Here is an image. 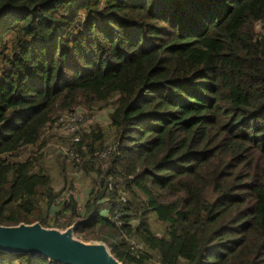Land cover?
<instances>
[{"label": "trees", "instance_id": "16d2710c", "mask_svg": "<svg viewBox=\"0 0 264 264\" xmlns=\"http://www.w3.org/2000/svg\"><path fill=\"white\" fill-rule=\"evenodd\" d=\"M76 108L113 132L71 144L83 206L18 160ZM36 222L122 264H264V0H0V224Z\"/></svg>", "mask_w": 264, "mask_h": 264}, {"label": "water", "instance_id": "95a60500", "mask_svg": "<svg viewBox=\"0 0 264 264\" xmlns=\"http://www.w3.org/2000/svg\"><path fill=\"white\" fill-rule=\"evenodd\" d=\"M75 224L65 231L44 228L40 223L0 224V252L44 257L55 264H122L103 242H85L75 234Z\"/></svg>", "mask_w": 264, "mask_h": 264}, {"label": "rangeland", "instance_id": "374dc122", "mask_svg": "<svg viewBox=\"0 0 264 264\" xmlns=\"http://www.w3.org/2000/svg\"><path fill=\"white\" fill-rule=\"evenodd\" d=\"M257 30L260 32L263 30V27L261 25H258ZM76 112H80V110L76 108ZM110 112L111 110H107L97 112L96 114L92 115L91 112L86 111L81 112L82 114H78L83 122V128L81 127L82 131H90L94 125L98 124L107 131L109 137L112 136L113 132L108 129ZM63 117V122H67L69 115ZM56 123L51 126V129H49L45 135V139L47 142L45 147H43L42 149H39L38 147H30L24 149L21 152L18 160L26 161L33 156L41 157L40 166L47 170L52 176L56 191L59 192L61 189H63L65 179L64 176L66 175L69 179V183L74 182V185L76 187V190L74 192L75 198H77L80 201L79 203L83 206L86 202L85 199L89 193H87V191L91 189L93 181L91 180L92 178L90 179L88 176L83 174V172L73 169L72 164L74 158L69 156L70 150L72 151V149H70L72 138L67 135L68 132H66L65 129H62L60 127L59 124L61 122H58L57 124ZM63 167L66 168L65 175L62 173ZM57 210L58 208L53 209V212ZM63 220L65 222L66 219L64 218ZM154 228H156L155 225ZM58 230L65 231L66 229L58 228Z\"/></svg>", "mask_w": 264, "mask_h": 264}, {"label": "built area", "instance_id": "2783aa9c", "mask_svg": "<svg viewBox=\"0 0 264 264\" xmlns=\"http://www.w3.org/2000/svg\"><path fill=\"white\" fill-rule=\"evenodd\" d=\"M81 112H84V111H82V110H80V112H75V113H73V114H71V115H69V117H68V119H67V122H63V118L64 117H61L59 120H58V122H61L59 125H60V127L62 128V129H65L66 130V132H68V136L69 137H71L72 138V143L74 144V145H77V144H79L80 142H81V137L79 136V134L82 132V126H83V122H82V120H81V117L78 115V114H82ZM57 122V123H58ZM56 123V124H57ZM82 127V128H81ZM85 131H87V130H85ZM85 131H83V132H85ZM109 153V152H108ZM108 153H105V154H103V158L104 159H107V157H108ZM74 155H75V151L72 149V151L70 150V152H69V156H71V157H74ZM67 156H68V154H67ZM70 196H75L74 195V192H70V193H67V194H65V199H69L70 198Z\"/></svg>", "mask_w": 264, "mask_h": 264}]
</instances>
